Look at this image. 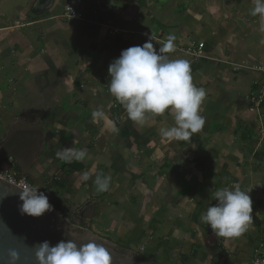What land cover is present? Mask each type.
<instances>
[{"label":"crops","instance_id":"1","mask_svg":"<svg viewBox=\"0 0 264 264\" xmlns=\"http://www.w3.org/2000/svg\"><path fill=\"white\" fill-rule=\"evenodd\" d=\"M85 1L83 21L71 22L64 0H0V141L19 122L58 139L48 141L47 161L53 149L86 148L89 158L69 176L59 159L48 182L40 160L27 174H40L31 181L68 218L83 211L92 232L130 251L158 264H251L264 241V100L258 113L245 101L264 88L255 70L264 66V32L249 14L253 0ZM96 3L97 14L88 10ZM151 34L157 50L176 36L170 57L189 60L194 83L206 90V122L190 141L160 136L161 126L174 125L167 112L140 128L108 91L109 64ZM198 43L200 57L185 52ZM98 107L107 119L93 122ZM83 172L92 179L82 182ZM101 172L112 177L106 193L93 183ZM235 184L250 193L253 224L239 238L216 237L200 217L217 189Z\"/></svg>","mask_w":264,"mask_h":264},{"label":"clouds","instance_id":"2","mask_svg":"<svg viewBox=\"0 0 264 264\" xmlns=\"http://www.w3.org/2000/svg\"><path fill=\"white\" fill-rule=\"evenodd\" d=\"M253 5L249 14L259 17V31L264 32V0H253ZM176 39L174 34H169L157 50L153 45L155 37L151 34L142 46L122 50L120 56L109 64L108 91L123 106L128 119L140 128L150 127L153 117L167 112L174 117V125L161 126L160 136L168 141H190L193 134L200 132L205 125L201 108L207 93L194 83L189 60L170 57L177 51ZM255 70L264 71V66H258ZM91 117L93 122L107 119L102 107L92 110ZM111 131L118 133L119 128L112 123ZM55 155L65 163L83 162L89 158L86 148H63ZM80 179L87 182L92 178L88 172H83ZM0 181L19 190L21 203L18 210L22 216L41 217L53 211L48 196L38 191L39 185L6 181L2 177ZM93 183L98 193H106L110 191L112 177L101 172L95 176ZM9 194L6 190L3 198ZM212 196L216 203L210 205L200 219L210 226L216 237L235 239L249 231L253 224V208L248 191L235 184L231 188L217 189ZM4 229L11 233L7 225H4ZM76 232L75 228L70 227L67 235L72 239L60 240L55 245L44 240L25 247L34 249L38 264H112V256L102 243L95 240L84 242L86 238L79 237ZM20 259L19 251L8 250L6 264H17Z\"/></svg>","mask_w":264,"mask_h":264},{"label":"water","instance_id":"3","mask_svg":"<svg viewBox=\"0 0 264 264\" xmlns=\"http://www.w3.org/2000/svg\"><path fill=\"white\" fill-rule=\"evenodd\" d=\"M115 1L127 4L137 0ZM43 142L41 127L16 122L8 128L4 138L0 141V162L7 159L13 160L20 174L26 176L32 164L38 159ZM6 190L10 194L3 198V193ZM18 192V189L7 182L0 181V264H6L9 249H16L20 252L21 259L17 264H38L34 256V249L25 247V245L31 246L44 240L55 245L60 240L72 239L67 235V230L70 227L76 229V234L79 237L86 238L84 242L95 240L97 243H102L112 256V264H143L139 257L158 264L145 254L130 251L92 232L82 217L83 211L71 218L54 209L41 217L22 216L18 210V205L21 203ZM85 207L87 208V206ZM4 225L11 229V233L5 231ZM77 243H80L78 238Z\"/></svg>","mask_w":264,"mask_h":264},{"label":"built area","instance_id":"4","mask_svg":"<svg viewBox=\"0 0 264 264\" xmlns=\"http://www.w3.org/2000/svg\"><path fill=\"white\" fill-rule=\"evenodd\" d=\"M97 4V3H96ZM85 0H64L63 4V14L62 16L71 22L83 21L86 13ZM72 9V10H71ZM93 13H96V5H89V9ZM72 11V12H71ZM203 49V44L198 43L196 46L194 44L186 47L185 52L194 58L201 56V51ZM264 73V71H259ZM264 100V88L256 95L250 94L246 97V103L248 106V111L253 113H258L261 104ZM15 162L11 159L4 161V165L0 168V177L4 180H12L16 183L20 181H25L30 184L24 177H16L14 174ZM251 264H264V241H260L257 246L253 249L251 254Z\"/></svg>","mask_w":264,"mask_h":264},{"label":"rangeland","instance_id":"5","mask_svg":"<svg viewBox=\"0 0 264 264\" xmlns=\"http://www.w3.org/2000/svg\"><path fill=\"white\" fill-rule=\"evenodd\" d=\"M148 1H150V0H148ZM61 2L62 1H60V4H58L57 6H56V8H55V10L53 11V13H52V15L53 16H59L60 14H61V12H62V5H61ZM86 2V1H85ZM134 2H136V1H134ZM146 3H148V2H146ZM96 5V9L97 8H101L102 6H101V4H99V3H97V4H95ZM176 10V9H175ZM254 95H256V94H254ZM249 96V95H248ZM247 97V96H246ZM246 97H245V101H246ZM38 114V115H37ZM39 114L40 113H36L35 115H36V118H39ZM38 120V119H37ZM8 128V127H7ZM7 130V129H6ZM48 131V130H47ZM43 133V132H42ZM48 134H49V137L47 136H44L43 135V137H44V142H43V145H42V148H41V151H40V155H39V157H38V159L33 163V164H35L38 160H40L41 161V164L42 163H44V164H46V168H47V170H48V172L47 173H44V178H47V182H48V180H49V178H51L52 176H54V174L52 173L53 171V165H56L57 164V160H58V158L56 157V152H57V149H53V150H56V152H55V154L53 155V154H51V159L50 160H48L47 161V158L48 157H50V153L49 152H47L48 150H47V146H48V141H50L51 140V142H52V144H53V146H54V143H55V146L56 145H59V142H58V139L57 138H54L53 136H52V133H51V130H49L48 131ZM47 134V135H48ZM0 135H1V132H0ZM52 140H54V143H53V141ZM56 148V147H55ZM48 156V157H46V156ZM45 156V157H44ZM41 157V158H40ZM54 157V158H53ZM8 160V159H7ZM6 160V161H7ZM39 162V161H38ZM32 164V165H33ZM37 165V164H36ZM15 166H16V164H15ZM36 168V167H35ZM14 175L16 176V177H24L31 185H36L34 182H32V181H35L36 182V179L37 180H39V178H40V174H37L36 173V175H35V173H33L32 175H30V173H29V175L27 174L26 176H22L21 174H20V172H16L15 171V168H14ZM33 177H35V178H33ZM32 180V181H31ZM82 193V192H81ZM53 198V197H52ZM49 200H50V198H49ZM52 204H54V201H53V203ZM68 208H69V215H74L73 213H74V210L72 209V208H70V206H68ZM73 211V212H72ZM64 213V212H63ZM67 213V214H68ZM65 214V213H64ZM66 215V214H65ZM107 239H109V240H111V238H107Z\"/></svg>","mask_w":264,"mask_h":264},{"label":"trees","instance_id":"6","mask_svg":"<svg viewBox=\"0 0 264 264\" xmlns=\"http://www.w3.org/2000/svg\"><path fill=\"white\" fill-rule=\"evenodd\" d=\"M96 14H97V11H96ZM1 163L2 162H0V165H1ZM77 164H78L77 161H73L72 163H65V162L61 161V163L59 164V167L65 176H69L71 173L79 171L80 168L77 166ZM15 171L19 172V170L16 166H15ZM57 186H58V188H61L62 186H64V184L59 183ZM50 204L52 205V203H50ZM53 209L55 211H57L58 213H60V211L58 210L57 207L54 206V204H53ZM139 260L143 264H155V263H153L147 259H144V258L139 257Z\"/></svg>","mask_w":264,"mask_h":264}]
</instances>
